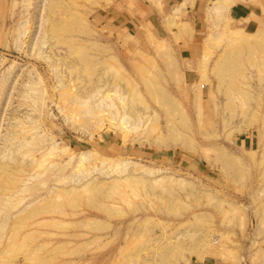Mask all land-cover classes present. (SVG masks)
I'll return each mask as SVG.
<instances>
[{
  "label": "rangeland",
  "instance_id": "obj_1",
  "mask_svg": "<svg viewBox=\"0 0 264 264\" xmlns=\"http://www.w3.org/2000/svg\"><path fill=\"white\" fill-rule=\"evenodd\" d=\"M119 1L0 0V264H264V0Z\"/></svg>",
  "mask_w": 264,
  "mask_h": 264
},
{
  "label": "crops",
  "instance_id": "obj_2",
  "mask_svg": "<svg viewBox=\"0 0 264 264\" xmlns=\"http://www.w3.org/2000/svg\"><path fill=\"white\" fill-rule=\"evenodd\" d=\"M184 0H162L161 8L158 10L159 16L171 17L179 7L182 5ZM195 13L191 9V3L186 8V13L195 14V26L192 40L189 41L187 49L184 52L185 58L188 60H197L202 54V42L207 36V25H206V3L205 0H195ZM245 14L251 16L252 14L257 15V11L253 10L250 6L242 8ZM152 13V8L144 0H120L116 3V7L109 14V21L119 28L121 31L130 32L132 28L138 26L142 17L149 18ZM113 27V26H112Z\"/></svg>",
  "mask_w": 264,
  "mask_h": 264
}]
</instances>
